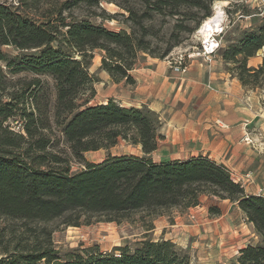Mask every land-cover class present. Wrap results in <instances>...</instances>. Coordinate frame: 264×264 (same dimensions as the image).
I'll list each match as a JSON object with an SVG mask.
<instances>
[{
    "label": "trees",
    "instance_id": "obj_1",
    "mask_svg": "<svg viewBox=\"0 0 264 264\" xmlns=\"http://www.w3.org/2000/svg\"><path fill=\"white\" fill-rule=\"evenodd\" d=\"M213 1L136 0L140 8L135 9L126 0L119 7L128 14V30L120 31L64 15L81 4L98 7L101 0H66L40 15L27 12L28 3L0 2V62L6 69L0 66V264H190L170 240L154 242L146 236L133 249L85 251L61 259L52 236L58 226L119 225L135 214L144 221L172 208L187 210L200 205L202 196L237 203L253 225L257 243L239 250L233 264H264V197L246 195L225 166L206 156L153 162L148 156L163 139L162 122L146 106L125 108L113 99L90 102L97 79L88 67L95 50L102 53L100 69L114 83L133 84L130 72L139 55L163 60L189 30L182 29L184 16L197 11L203 12L202 19L209 17ZM155 17L175 19L162 50L151 48L154 34L148 22ZM4 47L32 53L10 57ZM261 50L264 20L241 31L221 53L231 77L247 91L264 92V57L257 67L248 66ZM24 70L54 82V103L40 78L14 84L8 77ZM10 121L19 122L20 129L14 130ZM53 126L68 153L53 141ZM121 141L140 146L143 156L108 154L99 163L84 157L108 153ZM72 160L83 168L71 172ZM209 213L219 211L209 208Z\"/></svg>",
    "mask_w": 264,
    "mask_h": 264
},
{
    "label": "crops",
    "instance_id": "obj_2",
    "mask_svg": "<svg viewBox=\"0 0 264 264\" xmlns=\"http://www.w3.org/2000/svg\"><path fill=\"white\" fill-rule=\"evenodd\" d=\"M211 57L210 62L191 61L181 71L171 69L166 60L144 58L130 72L133 84L114 83L103 73V82L94 87L93 104L113 99L125 108L146 106L162 122L163 139L148 156L153 162L206 156L225 166L246 195L264 197V92L243 89L221 61L213 60L217 56ZM263 57L264 51L250 58L248 66L257 67ZM123 154L143 156L140 146ZM209 208L219 213L211 214ZM160 229H167L164 240L187 249L190 258L197 250L200 263L207 264H228L233 251L258 241L237 203L210 196H202L200 205L181 213L174 224L159 220L152 231ZM214 244L218 246L214 255L200 256L204 247Z\"/></svg>",
    "mask_w": 264,
    "mask_h": 264
},
{
    "label": "rangeland",
    "instance_id": "obj_3",
    "mask_svg": "<svg viewBox=\"0 0 264 264\" xmlns=\"http://www.w3.org/2000/svg\"><path fill=\"white\" fill-rule=\"evenodd\" d=\"M37 4H31L30 0H0L2 3H6L12 6L22 5L23 3H28L30 5L27 12L32 15L44 14L47 11H52L53 9L59 7L66 0H36ZM116 2H108L106 0H101L98 7H88L85 4L74 7L71 11L64 12V15L69 17L73 16L79 19H87L94 25H101L106 29L113 31L128 30V23L126 18L128 14L119 7L120 4H123L126 0H115ZM131 7L139 9L140 6L137 4L136 0H127ZM216 5L219 6V9L222 12L223 20L221 29L218 32L219 39L221 40V47L217 51L213 60H219L223 63V68L227 71V66L221 58V53L223 50L230 44L236 41L238 35L241 31L249 29L257 25L260 21L264 20V0H214L211 4V13L207 18L202 19L203 12H194V15L186 14L184 20L182 21V29L188 27V32H183L181 34L182 42L174 47L167 57L163 60L169 62L171 69L175 66L180 65L182 70L184 66L194 60L205 59V61L210 62L209 58L204 57L201 54L202 51V42L198 35L199 28L204 24L205 20L211 18L216 10ZM36 8V9H35ZM112 16L113 18H109ZM175 24V19L166 17H155L152 21L148 22V25L151 26V32L154 34L153 42L151 48L154 50L164 49L166 43L170 39L171 29ZM217 33V32H216ZM3 52L9 55L10 57L29 55L32 51L20 52L12 47H4ZM263 50L259 51L257 54H260ZM256 54V56H257ZM145 55V56H144ZM151 58L149 55L141 53L139 55L138 62H143L144 58ZM213 57V56H212ZM211 57V58H212ZM102 59V53L99 50L93 52V59L91 64L88 67V73L93 76L97 81L93 84L99 85L100 82H103L101 75L106 73L100 69ZM0 66L4 67V63L0 62ZM135 66V67H136ZM174 70V69H173ZM180 70V71H181ZM6 71V69H5ZM175 71V70H174ZM228 72V71H227ZM229 73V72H228ZM8 77L12 80L14 84L26 83L31 81L34 78H40L45 84V87L48 89L49 96L52 103L55 100V88L54 82L48 76H37L31 71H21L17 74H8ZM19 86V85H18ZM103 91H106L107 85L102 86ZM263 92V91H262ZM89 95L86 92L82 99L86 98ZM91 104L95 103V95L90 101ZM9 125L13 127L14 130L18 131L20 129V123L10 121ZM52 138L55 144H57L58 149L61 151L66 150V144L63 136L60 134V131L57 127L53 126ZM133 151V146L125 144L123 141L119 143L118 146L109 150V152H96V153H85V159L90 162H99L107 157L108 154H123ZM68 155V154H67ZM83 168V164L75 160H72L70 163L71 172H77ZM202 197H200L201 201ZM187 210H182L180 208H172L167 211H164L163 214L158 215L154 218H145L144 221L141 220V214L133 215L129 220L123 221L121 224L117 225L116 223H106V222H96L88 226L81 227H65L58 226L53 233V242L56 249L59 251V256L61 259H65L68 254L79 253V252H99L102 254L110 253L115 247H129L131 249L135 248L139 241H141L145 236L147 239H150L154 242L164 240L163 236L166 233L167 229H160L159 231H152L154 224H158V221H165L168 224H174L175 219L179 217L181 213L186 212ZM152 221L150 229L146 230V223ZM165 224V223H163ZM162 224V225H163ZM150 225V224H149ZM254 242L253 239L249 240ZM175 246L181 250L176 244ZM218 249L217 245H213L210 249L204 247L205 252H200V256L206 257L207 254L214 255ZM183 253H188L187 249L181 250ZM234 256L228 262V264H233L235 258L239 254V251H233ZM203 253V255H201ZM188 255V254H187ZM233 255V253H232ZM197 250L192 254L190 258V264H207L203 260H200L197 257ZM190 257V256H189ZM201 257V258H203ZM211 257V256H210Z\"/></svg>",
    "mask_w": 264,
    "mask_h": 264
},
{
    "label": "bare ground",
    "instance_id": "obj_4",
    "mask_svg": "<svg viewBox=\"0 0 264 264\" xmlns=\"http://www.w3.org/2000/svg\"><path fill=\"white\" fill-rule=\"evenodd\" d=\"M223 20V15L219 6L216 5L215 13L211 18L205 20L204 24L199 28L198 35L201 39H208L212 36L213 33L219 32L221 29V25Z\"/></svg>",
    "mask_w": 264,
    "mask_h": 264
},
{
    "label": "built area",
    "instance_id": "obj_5",
    "mask_svg": "<svg viewBox=\"0 0 264 264\" xmlns=\"http://www.w3.org/2000/svg\"><path fill=\"white\" fill-rule=\"evenodd\" d=\"M221 47V40L219 39L218 32L213 33L212 36L208 39V41L202 42V51L201 54L209 58L217 53L219 48ZM180 65L173 67L175 71H180Z\"/></svg>",
    "mask_w": 264,
    "mask_h": 264
}]
</instances>
